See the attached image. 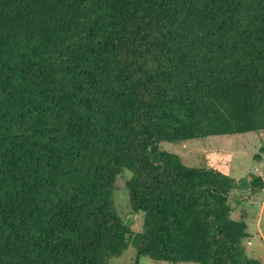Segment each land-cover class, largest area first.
Wrapping results in <instances>:
<instances>
[{"label": "trees", "instance_id": "16d2710c", "mask_svg": "<svg viewBox=\"0 0 264 264\" xmlns=\"http://www.w3.org/2000/svg\"><path fill=\"white\" fill-rule=\"evenodd\" d=\"M262 131L264 0H0V264H260L233 179L159 145Z\"/></svg>", "mask_w": 264, "mask_h": 264}, {"label": "rangeland", "instance_id": "374dc122", "mask_svg": "<svg viewBox=\"0 0 264 264\" xmlns=\"http://www.w3.org/2000/svg\"><path fill=\"white\" fill-rule=\"evenodd\" d=\"M159 149L178 156L188 167L212 169L233 179L234 187L228 194L230 218L247 225L250 238L245 241L246 255L264 264V131L211 136L177 144L163 142ZM130 175L124 172L117 178L113 201L117 215L129 225L133 234H137L142 230L144 216L129 209L125 182ZM256 178L261 180L262 187L255 186ZM108 264L174 263L138 258L136 249L130 246L121 256L110 259Z\"/></svg>", "mask_w": 264, "mask_h": 264}]
</instances>
